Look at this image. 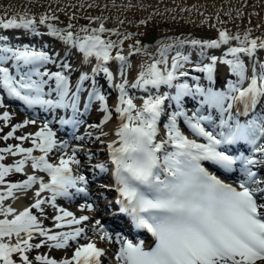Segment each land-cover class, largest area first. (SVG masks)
<instances>
[{"label":"snow or ice","instance_id":"obj_1","mask_svg":"<svg viewBox=\"0 0 264 264\" xmlns=\"http://www.w3.org/2000/svg\"><path fill=\"white\" fill-rule=\"evenodd\" d=\"M107 7L105 4L104 8ZM236 11L242 15L239 9ZM74 19L75 13L65 27H58L54 22L59 17L54 11L34 14L29 8L0 13V30H24L40 35V26H45L49 35L82 55V65H91L95 60L90 71H81L73 87L70 63H58L47 51L27 44L14 46L7 35H0V91L30 109L39 106L45 113L55 114L32 137L34 147L16 145L0 149V161L4 159L3 153L24 154L13 166L0 163V185L5 184V177L13 170L23 172L29 161L33 169L50 177L45 183L43 178L30 175L20 183L8 184L7 191L0 192V215L5 217L0 219V264H17L13 259L17 253L22 264H31L27 253L32 248H40L50 241L52 248L66 249L70 241L84 233L82 227L60 232L44 229L32 210L43 211L42 205L48 201L39 197L45 191L52 194L53 206L58 196H88V178L73 175L70 166L81 163L76 158L77 149H73L72 155L65 152L58 164L49 163L48 154L53 149L68 147L66 141L58 144L50 124L58 120L61 126L78 127L82 123L78 117L85 93V108L98 101L104 114L101 123L88 127L101 128L112 120L113 111L99 85L101 75L118 90L114 108L119 120L115 129L117 139L107 145L112 187L118 194L114 203L119 205V213L129 219V226L144 230L153 238V245L145 247L143 240L134 243L96 220L101 239L119 245L115 255L118 264H264V66L256 62L258 51H264V37L252 38L251 29L231 33L220 28L217 38L168 37L167 43H157L155 54L143 45L137 47L140 41L134 40L125 55V41L136 34L121 32L116 25H123L124 20L117 17L109 27L106 26L109 17L88 16L85 19L90 23L74 31L76 26L71 22ZM217 21L223 23L219 16ZM139 23L143 25L147 21ZM233 41L238 43L233 46ZM186 46L199 48L198 62L194 63L192 55L182 51ZM222 46H227L226 50ZM213 49L221 50V54L206 52ZM142 51L148 59L140 64L134 82L130 83L128 70L133 63L129 57ZM245 58H250L256 66L249 65ZM111 61H119L116 74L121 81L118 84L116 74L110 70ZM190 64L195 72L206 77L207 86L202 84L199 75H190L187 67ZM49 65L59 70L52 71ZM218 65L227 66L230 76L234 77L226 78L222 88L215 87ZM86 82H90V90L84 87ZM129 88L147 94L140 107L134 103ZM4 100L5 96L0 95V108L5 107ZM190 102L196 105L191 114L186 110ZM258 106L260 111L256 112ZM61 109L65 113L71 110V116L58 115ZM165 118L167 122L163 123ZM10 119L7 111L0 115V120ZM181 121L204 142L185 135ZM28 124H36V120L15 125L4 139L12 138L17 129ZM15 138L27 140L29 136ZM233 147L238 154L233 153ZM37 149L42 155H32ZM205 162L223 170L224 174H234L233 182L228 183L210 172ZM96 167L108 171L106 164ZM37 183L39 188L31 207L19 213L10 206L4 207V201L14 196V190H27ZM102 187L107 189L108 185ZM84 207L93 209L91 203ZM58 211L60 214L54 217L58 229L81 225L90 219L88 216L76 218L63 208ZM8 216L14 218L8 219ZM34 233L46 237V241L33 245L30 241ZM12 237L16 238L15 243H11ZM104 256V249L89 242L76 247L70 259L57 261L41 255L36 260L41 264H102Z\"/></svg>","mask_w":264,"mask_h":264},{"label":"bare ground","instance_id":"obj_2","mask_svg":"<svg viewBox=\"0 0 264 264\" xmlns=\"http://www.w3.org/2000/svg\"><path fill=\"white\" fill-rule=\"evenodd\" d=\"M88 4H99L100 7H92L88 8ZM107 4L108 7L104 8V5ZM131 4L133 7L129 8L128 5ZM49 5L51 6L49 8ZM31 9V12L34 14L43 13L46 11L52 12L54 11L55 14L59 17L58 21L54 23L57 24L58 27H65L69 22V18L75 13L76 19L72 20L71 22L76 26L74 31H78L80 26L88 25L90 22L85 19L88 16H98L103 15L105 17H109L110 19L106 22V26H112L115 22L116 18L124 20L125 23L123 25H116L120 28L121 32H132L135 33L132 38L125 41L123 45V54L127 55L129 52V47L133 43L134 40H139L140 47L143 45L146 50L152 54L156 53L157 50V43L162 41L167 43L168 37H188V38H198V39H211L218 37V30L220 28H225L231 33L240 32L243 33L244 31L251 29L252 30V38L264 37V0H115V6H113V0H0V13L2 12H20L24 9ZM183 9H189L188 11H184ZM237 9L240 10L242 15L237 14ZM174 10V11H173ZM231 12V15H226L227 13ZM217 16H219L220 21L223 23H219L217 21ZM140 20L147 21L146 24L141 25L139 23ZM131 21V23H129ZM207 21V22H205ZM40 35H35L32 33L25 32L24 30H0V35H7L10 39V42L14 46H21V45H30L36 49H43L47 51L50 55L53 56L59 62L70 63L72 65V73L75 77L78 76L79 72L81 73L82 70H89L95 64V60L93 59V63L91 65H82V55L73 48H69L67 45L63 44L60 40L55 37H52L48 34V30L45 26H40L39 28ZM106 35V34H105ZM31 43H24L26 41H30ZM112 39H116V37H112ZM233 46H235L238 42L233 41ZM224 50H226L227 46H222ZM186 54H191L193 62H198L201 57L199 56V48L193 49L191 46H186L182 49ZM209 54H216L220 55L221 50H206ZM58 54V55H57ZM174 54V53H173ZM133 63V67L128 70L129 75L128 79L131 82H134V77L140 70V64L145 62L148 58L144 55L143 51L129 57ZM249 65H252V60L250 58H245ZM207 62V60H205ZM256 62L258 65L264 66V51H258L256 56ZM119 65V61H111L109 62L110 70L116 74V69ZM255 67L256 65H252ZM52 71L59 70L55 65H49ZM188 70L190 71L191 76L199 75L201 77V82L204 86H207L206 77L203 74L197 73L193 70V65H188ZM219 70V77L223 80L216 82L215 87L222 88L225 85V80L230 76L228 72V68L225 65H218ZM102 76V75H101ZM100 78V77H99ZM98 78L99 82L100 79ZM121 78L118 74H116L115 83H120ZM189 83H192L191 78H189ZM73 85V84H72ZM74 87V85H73ZM85 88L87 86L84 85ZM102 91L104 93L113 92L114 96L108 100L109 108L113 111V119L110 120L107 124H103L101 128H89L88 125L90 124H99L103 119V113L100 111L99 102L96 101L95 106L92 104L90 108H85L86 103V96L85 93L81 98V105H80V113L81 115L78 117L80 120L82 119V130L74 134L73 132H68L65 135H69L70 138L75 139L76 137H83V139H78L79 141L84 142H74L68 145V147L59 151L61 156L67 153V155H72L73 149H77L76 154L80 155V165H75V169H85L84 165L92 166V163L97 164H107L112 173V166L109 162V149L107 147L108 144L112 143V141L116 140L117 137L115 136V129L118 127L119 120L117 115L114 112L115 105L118 103V90L114 87H111L109 83H104L100 85ZM88 89L90 90L89 86ZM130 90L136 92L135 95H131ZM165 91H168L166 88ZM129 94L133 97L134 103L140 107L143 103V99L147 98V94L144 93L142 90H136L129 88ZM155 94V93H153ZM0 95H3L0 92ZM191 106L196 107L195 102H190L186 105V110L189 112V108ZM256 112L260 111V106L255 109ZM23 121L25 120H33L35 118L26 115V112H21ZM41 114V116L46 117V120H51L49 114L45 112L38 113L36 115ZM68 115H71V111L67 112ZM207 114V113H205ZM2 115V114H0ZM11 115V114H10ZM54 116V115H53ZM95 121H86L83 122L84 118H95ZM15 117H11V119H15ZM36 120V124H28L23 129L21 134L25 136H29V139L23 140L25 143L31 141V145L25 148L34 147L32 144V137L34 134L39 131L40 127L46 122L42 120ZM166 123V121H163ZM84 123V124H83ZM53 123L50 124V127ZM81 125V124H80ZM54 126V125H53ZM31 127V128H30ZM26 130H30V132L26 135ZM53 130V129H52ZM107 133V135H101V133ZM164 128L161 129V136H163ZM32 134V135H29ZM187 135L186 133H184ZM58 135V134H57ZM190 139H197L198 142H204L202 138H198L196 136L187 135ZM99 137V139H97ZM159 138V137H158ZM57 140V139H56ZM85 141L93 143L87 144ZM59 144V143H58ZM61 150V149H58ZM37 150H34L32 155L37 156ZM100 152L99 155L97 153ZM21 159L24 158V154H20ZM78 159V157H76ZM20 159V160H21ZM49 163H54L49 161ZM108 170V171H109ZM110 173L102 172L99 176L103 179L106 177H110ZM21 175L20 179L17 180H5L4 185H0V192L7 191V185L10 183H20L27 179L30 175H35L38 178H43L44 182L47 183L50 181L49 176L45 172H41L37 169H33L31 167V161L27 162L24 171L20 172ZM76 175H84V172L81 174ZM89 182H94L97 185L100 183V188L95 187V189H99V193L101 194H108L112 188L108 182V179L105 181L95 180L92 175L88 176ZM107 181V182H106ZM96 185V186H97ZM108 185L107 189H104L102 186ZM79 186L84 187L83 184ZM39 184H35L32 188L24 190V189H17L14 190V196L9 197L4 201V207H12L16 213L23 211L25 208L31 207V205L35 202L36 196L35 192L38 190ZM87 190H91V188H87ZM51 193L45 191L41 193L40 199L47 198L46 201L51 200ZM100 195H98L99 197ZM110 196H106L102 198L101 201H97L96 204L94 202V207L92 210L86 209V207H78L76 204H69L65 203L63 206L58 205L56 202L55 208H51V215L54 217L59 213V209L63 208L67 211L72 212L76 218L81 216H88L91 220L93 216L96 215L95 208L98 207V204L103 206L105 200L109 199ZM82 198V197H80ZM84 204V206H86ZM86 209V210H85ZM5 218L4 216L0 215V219ZM8 219L14 218L13 216H8ZM38 219V218H37ZM70 219V218H68ZM100 219V216L96 217V220ZM39 220V219H38ZM92 222L91 226L96 228L95 221ZM107 226L106 219H101ZM57 221L54 220L52 227L50 229H55ZM112 223L114 225H119L127 230V222L122 221L117 218H113ZM90 225V221L83 222V225ZM76 227H82L81 225H72L70 227L66 226L64 228L73 230ZM92 230V229H91ZM117 233V232H116ZM24 234H22V237ZM10 241L12 239H16L15 237L9 238ZM7 242V240H6ZM95 242L97 247L104 249V246H107V250L114 251V255H116L118 251L119 245L116 243H110L107 240L101 239V234L99 231L89 234L87 231L86 235H81V237L77 238L75 241H70L69 246L75 245L72 251H69L71 248H67L66 252L67 259H70L76 247L89 243ZM15 256V254H14ZM13 256V259H14ZM115 258V257H114ZM35 261H31L33 264ZM36 263H41L40 261H36ZM18 264V263H17ZM111 264H118L115 259L114 263Z\"/></svg>","mask_w":264,"mask_h":264},{"label":"rangeland","instance_id":"obj_3","mask_svg":"<svg viewBox=\"0 0 264 264\" xmlns=\"http://www.w3.org/2000/svg\"><path fill=\"white\" fill-rule=\"evenodd\" d=\"M80 74H78L79 76ZM78 76L75 77H71V80H72V84H75L77 79H78ZM103 77V75L101 76ZM100 79V78H99ZM234 79V77H233ZM102 82H106V78H102L101 79V84ZM88 85V82L86 83V86ZM106 96H107V99L110 100L113 96H114V93L113 92H109V93H104ZM4 104H5V107L3 108H0V114H3L5 111L9 112L10 113H14V115L16 116V118L12 121V124L9 125V121H4V120H0V129H2V131H0V149H3V148H7L9 146H16V145H20L22 147H29L31 145V141L28 142V143H25L23 140H18L16 139L15 137H20V136H25L23 134H21L23 132V129L25 130L26 128L22 127V128H19L16 130L14 136L12 138H9L7 140L4 139V137L7 135L8 132L12 131V128L17 125V124H23V118L22 115L20 114V111H18L17 107H15L14 105H12L10 102H8L7 100H4ZM96 104V101L93 103V105L95 106ZM17 108V109H16ZM194 111V109H191V113ZM13 115V116H14ZM97 117L96 116L95 118H91V119H87L88 122L89 121H95L97 120ZM39 119V118H37ZM86 120V121H87ZM85 121V122H86ZM84 124V123H83ZM31 128V127H30ZM80 130V128L78 129V131ZM77 131V132H78ZM30 132V130H26V135ZM75 141H79V140H75ZM63 142V141H62ZM68 144L70 143L69 141H66ZM81 142V141H79ZM84 142V141H83ZM87 144H92L93 143H90V142H87L85 141ZM4 156V163L5 164H9V165H15L16 162L18 161V157L16 159V161H12V159L10 158L11 155L9 153H3L2 154ZM61 157L60 154H56L54 156V159L55 160H59ZM21 178V175H19V173L15 172L14 170L12 172H10L6 177L5 179L7 180H17V179H20ZM63 204V203H61ZM79 207L82 206V202H78L77 203ZM51 208H55L54 206L50 207L49 206H46L45 207V210H43L40 215H39V221L40 223L45 221L44 224H40L41 227H43L44 229H50L52 227V224L54 223V219L51 215V211L50 209ZM80 215V214H78ZM78 215H74V216H78ZM96 216H98V214H96ZM96 216L92 218V220H96ZM85 227V229H87L90 233H94L96 232V229H93V230H90L91 227H86L85 225H82ZM52 232H60V231H72V230H69V229H66V228H55L54 230L51 229ZM87 230L84 231V233H82L83 235H86L87 233ZM43 241H46V237H43V236H40L38 233H34L33 234V239L30 241V243H32L33 245H36V244H41ZM16 242V239H12L11 240V243H15ZM51 244L52 242L48 241V242H45L43 243L42 247L40 248H32L28 253L27 255L29 256V259L30 261H35V258L37 257V255L40 253H42V255L44 256H47L49 258H54L56 259L57 261H60V260H63V259H67L66 256H67V253L66 252H61L60 251H67L68 249H56V248H52L51 247ZM75 245H71L69 246L68 248H71L69 249V251H72L73 248H74ZM14 259H16V262L18 264H22V261L20 260V254H15L14 256ZM114 261V258L113 259H109L108 261V264H110V262H113Z\"/></svg>","mask_w":264,"mask_h":264}]
</instances>
